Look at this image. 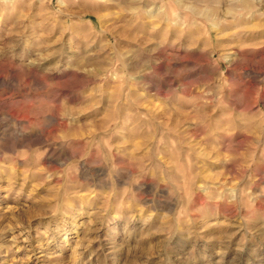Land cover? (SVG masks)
<instances>
[{
    "label": "rangeland",
    "instance_id": "obj_1",
    "mask_svg": "<svg viewBox=\"0 0 264 264\" xmlns=\"http://www.w3.org/2000/svg\"><path fill=\"white\" fill-rule=\"evenodd\" d=\"M0 264H264V0H0Z\"/></svg>",
    "mask_w": 264,
    "mask_h": 264
}]
</instances>
